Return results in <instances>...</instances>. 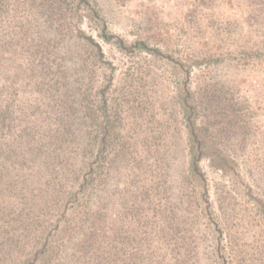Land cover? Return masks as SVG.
<instances>
[{
  "label": "rangeland",
  "instance_id": "374dc122",
  "mask_svg": "<svg viewBox=\"0 0 264 264\" xmlns=\"http://www.w3.org/2000/svg\"><path fill=\"white\" fill-rule=\"evenodd\" d=\"M93 5L112 33L148 37L168 57L121 52L92 21L81 25L114 74L101 178L69 200L99 140L96 91L112 72L76 34L71 16L83 11L70 0H0V264H191L192 256L205 264L210 233L187 206L193 183L178 93L235 101L242 126L214 141L264 195V28L248 22L246 0ZM201 167L230 264H264L256 208L207 159Z\"/></svg>",
  "mask_w": 264,
  "mask_h": 264
},
{
  "label": "trees",
  "instance_id": "16d2710c",
  "mask_svg": "<svg viewBox=\"0 0 264 264\" xmlns=\"http://www.w3.org/2000/svg\"><path fill=\"white\" fill-rule=\"evenodd\" d=\"M70 2L73 4L72 10L78 8L79 11H83L79 15L72 13L71 16L72 20L77 19L76 34L83 41V45L90 50L94 60L112 73L110 76H106L103 86L99 87L96 91L98 96V113L101 120V133L98 135L99 140L95 143L91 157L85 160L83 169L75 177L77 179L75 183L73 182V189L69 200L72 197H76L77 193L87 190L85 187L90 183L92 176L101 178V170L99 168L101 166L98 162L105 149L104 144L109 124L107 121L105 93L111 85L112 74H114V71H112L114 70L113 66L111 62L106 61L97 39L92 33L87 34L81 25L84 22L92 21L97 37L106 43L114 44L121 52L127 54L145 52L153 56L168 57L166 52L163 51V47L150 42L148 37H137L128 40L118 34L112 33L108 29L104 17L93 5L95 0H70ZM246 3L249 7L248 22L257 30L264 28V0H246ZM199 61L202 62L201 60ZM197 64L198 62L196 61L189 64L188 67L191 69ZM215 92L211 91V93H208V91L205 92L203 90L202 93H196L189 88L183 91L180 89L178 104L186 129V174L193 183L192 197H188L187 206L201 216L207 232L210 233L209 244L206 245L205 252L203 253V257H206V260H208L205 264H230L223 242V230L210 198L209 185L201 167V161L207 159L212 167L219 170L226 177L231 185H233L232 187L236 188L243 196H246L256 208L257 213L263 221L264 195L259 194L257 190L247 183L244 176H242L241 165L229 156L227 147L219 145L214 141L215 134L223 136L222 133H227L230 128L242 126L241 120H243V117L239 113L240 109L234 103L235 101L229 100L224 93L218 94L217 96L221 99L217 100ZM11 105L7 103L3 112L12 110ZM164 221L166 222V218H164ZM160 225H163V221L160 222ZM190 251L187 253L188 262ZM143 262L154 264L146 258ZM196 262L192 256L191 264H196Z\"/></svg>",
  "mask_w": 264,
  "mask_h": 264
}]
</instances>
